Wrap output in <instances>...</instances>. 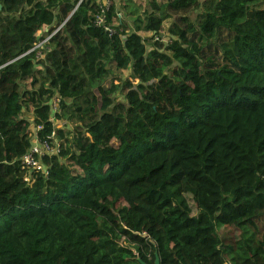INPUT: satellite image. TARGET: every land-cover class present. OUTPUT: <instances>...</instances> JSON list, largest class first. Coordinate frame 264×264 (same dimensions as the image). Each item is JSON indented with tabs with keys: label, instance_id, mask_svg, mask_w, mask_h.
<instances>
[{
	"label": "trees",
	"instance_id": "obj_1",
	"mask_svg": "<svg viewBox=\"0 0 264 264\" xmlns=\"http://www.w3.org/2000/svg\"><path fill=\"white\" fill-rule=\"evenodd\" d=\"M103 2L0 0V264H264V0Z\"/></svg>",
	"mask_w": 264,
	"mask_h": 264
},
{
	"label": "built area",
	"instance_id": "obj_2",
	"mask_svg": "<svg viewBox=\"0 0 264 264\" xmlns=\"http://www.w3.org/2000/svg\"><path fill=\"white\" fill-rule=\"evenodd\" d=\"M113 0H104V4L100 5V13L96 17L95 24L99 28H103L105 32L109 34L112 38L114 36V31L106 25V15L109 12ZM41 35V34H40ZM51 36L39 44L35 49H39L44 45V43L50 39ZM61 99L59 96L54 97L52 100V111L56 114L60 111ZM56 128L59 126V122L54 120ZM66 121L62 122V126H65ZM62 139L58 134L54 132L49 135L46 139H39L35 137L33 139V145L30 150L21 159V168L25 172V181L29 184H33L34 176L38 173H42L45 176L48 175L47 168L43 163V159L46 156H59L62 151Z\"/></svg>",
	"mask_w": 264,
	"mask_h": 264
},
{
	"label": "rangeland",
	"instance_id": "obj_3",
	"mask_svg": "<svg viewBox=\"0 0 264 264\" xmlns=\"http://www.w3.org/2000/svg\"><path fill=\"white\" fill-rule=\"evenodd\" d=\"M151 1L152 0H131L130 2V6L133 7L134 9H136L137 11V15L141 16V18H144V13L146 12V10L151 9ZM6 6L8 8V11L10 14L18 12L23 3L24 0H5ZM200 11H192L190 13H188L187 15H182L185 16V18H188L189 22H195L198 16V13ZM122 15L125 18H127V14L126 12H122ZM175 16H179V14H175ZM128 26L132 29L134 24L132 23L131 19H128ZM172 20H168L164 23L163 25V30L161 31L163 34L167 35V29L168 27L171 25ZM49 32L50 29L45 28L40 34V36L43 37H49ZM144 36L147 38H150L152 35L151 33H144ZM0 48L3 49H7V50H12L13 48V42L10 38H4L1 36L0 34ZM41 49V48H40ZM39 50V49H38ZM119 99H122L121 96H119ZM65 131H74L75 130V125L72 124L71 122H68V124L64 127ZM4 224V221H0V226H2ZM138 256L135 257H129V256H124V255H118L114 258V264H140V262L138 261Z\"/></svg>",
	"mask_w": 264,
	"mask_h": 264
},
{
	"label": "water",
	"instance_id": "obj_4",
	"mask_svg": "<svg viewBox=\"0 0 264 264\" xmlns=\"http://www.w3.org/2000/svg\"><path fill=\"white\" fill-rule=\"evenodd\" d=\"M0 10H1V5H0ZM138 261L140 262V264H146L143 261H141L139 258H138ZM156 264H159V261L158 260L156 261Z\"/></svg>",
	"mask_w": 264,
	"mask_h": 264
}]
</instances>
